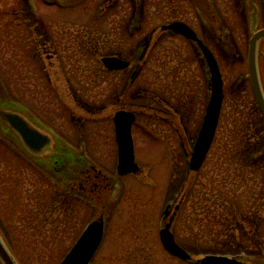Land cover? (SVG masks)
<instances>
[{
    "label": "rangeland",
    "instance_id": "obj_1",
    "mask_svg": "<svg viewBox=\"0 0 264 264\" xmlns=\"http://www.w3.org/2000/svg\"><path fill=\"white\" fill-rule=\"evenodd\" d=\"M217 2L211 15L204 10L201 14L212 23L203 35L215 49L224 100L211 149L201 168L192 173L188 160L204 115L209 95L205 82L210 75L198 71L188 39L166 32L172 35L168 44L176 46L181 51L178 58L186 61L175 81L176 92L184 93V102L175 108L185 116L171 122L147 115L146 73L137 80L144 90H138L136 98L124 71L105 72L87 47L92 44L100 54L122 51L129 56L136 37L175 20L200 34L196 0H0V37L5 36L1 30L8 28L17 29L14 34L24 44L28 38L42 40L46 77L43 82L18 48L0 41V66L3 70L15 66L14 72L6 73L9 83L0 75V109L21 113L50 137L42 154L33 155L22 150L17 135L0 120V230L12 248L20 247L22 263L57 264L104 202L105 234L90 264H199L194 261L209 254L264 264V197L259 193L264 177V119L246 62L249 38L253 29L264 25V13L251 27L245 0L239 1V8L232 0ZM57 39L61 43L55 53ZM258 64L264 91V44ZM116 90L120 100L115 99ZM120 108L136 112L132 137L140 165L137 173L124 176L116 171L112 121ZM239 110L249 121L244 149L255 155L244 176L233 169L236 164L231 171L224 170L218 153ZM91 166L111 179L102 187L103 194L95 197L85 180L86 175L92 177L87 174ZM51 199L57 202L52 210L43 206ZM175 204L179 209L171 230L192 255L191 261L171 256L160 242L163 211ZM46 209L52 214L44 215ZM225 219L229 223L222 225ZM234 224L237 228H226ZM223 229L226 236L217 235Z\"/></svg>",
    "mask_w": 264,
    "mask_h": 264
},
{
    "label": "water",
    "instance_id": "obj_2",
    "mask_svg": "<svg viewBox=\"0 0 264 264\" xmlns=\"http://www.w3.org/2000/svg\"><path fill=\"white\" fill-rule=\"evenodd\" d=\"M254 14L255 12H253V16H255ZM162 29L171 30L189 39L197 41L207 61L211 74L210 99L206 107L201 127L195 139L188 164L190 170L197 171L201 168L208 154L219 123L220 112L224 99L222 74L213 54L196 37L195 32L187 24L175 21L163 26ZM263 37L264 28L255 31L249 39L247 50V70L253 96L264 118V92L257 69L258 41ZM101 61L103 65L110 70L123 69L129 65L127 61L115 56L103 57ZM0 116L20 136L21 140L30 151L38 153L49 145L50 137L31 125L23 115L9 110H0ZM134 120L135 115L127 110H118L113 116L115 140L117 144V172L119 175L136 173L139 170V165L135 161L134 144L131 133V127ZM172 220L173 216L169 218V221L160 230L159 235L161 242L169 253L181 259L188 260L191 258V255L175 241L174 235L170 231ZM103 235L104 222L103 218L100 217L99 219L88 223L58 264H89L101 244ZM0 262L2 264H19L1 234ZM198 263L241 264L242 262L235 257L209 254L200 258Z\"/></svg>",
    "mask_w": 264,
    "mask_h": 264
},
{
    "label": "flooded vegetation",
    "instance_id": "obj_3",
    "mask_svg": "<svg viewBox=\"0 0 264 264\" xmlns=\"http://www.w3.org/2000/svg\"><path fill=\"white\" fill-rule=\"evenodd\" d=\"M239 1L240 0H232L235 8L236 6L239 8L240 5ZM252 1L255 3L257 7V15H258L257 17L258 20H260V14L264 13V0H258V1L252 0ZM217 4H218L217 0H196L194 6L197 11V19L199 22L198 31L200 32V34L198 33V36L205 43H206V35L203 34H206L207 31L210 30L212 23L210 22V17H208L209 19H207V17L204 18V16L201 14V11L204 10L211 15V11L217 8ZM243 6H245L247 10L250 11L252 10L251 7L249 6V0H245ZM263 26L264 25H261V27ZM166 32L169 31H164L163 29H161V26H153L148 32V34L141 36L139 39L138 37H136V40L134 41L135 43L133 47L134 49H131L132 52H130L131 54H129V56H125L126 53L121 51L115 53L108 52L109 54H100L99 58H102L103 56H119L121 58L129 60L128 67L115 71H124V73L126 74L125 81L127 79L130 81L131 84L129 86L130 88L133 87L131 88V94L136 98L138 97L139 94L138 90H144V88L140 84H138L137 80L140 75L146 73L148 78H147L146 88L144 91H146V95H145L146 105H149L147 106L148 107L147 115L151 118L163 120L164 122H171L174 120V118H183L185 116L184 114L180 115L179 114L180 110L178 109L176 110L175 108V106L179 104V102L181 101L184 102V93L182 91L180 93L176 92L177 87L175 85V81L177 80L179 76V72L181 71L182 63L184 64L186 63V61L184 59L178 58L179 55L181 56V51L176 46H170L168 44L169 41L167 40L169 38H172V35L169 36L166 34ZM188 42L190 47H192L191 57L196 62V67L198 68V71L209 74V67L206 59L203 56L199 44L196 41L190 39L188 40ZM206 45L207 47H209L211 52H213V54L216 56L215 49L212 48V44L208 45L206 43ZM101 65L104 68L105 72L114 71V70L106 69L102 63ZM258 67L260 69L259 64ZM125 71L128 73H126ZM160 77L162 79H160ZM206 80L207 82H205V84L210 92V78L208 77L206 78ZM195 97L196 99H198V104L200 108L201 96L199 90L197 91V95ZM116 98L117 100H120V92H117V90L115 93V99ZM152 105L154 107L158 106V108L160 109L158 108L156 109ZM162 111H164L163 114L159 115V113H162ZM4 126H6L9 129V126L5 122H4ZM20 146L23 151L28 152V148L24 146L23 143H21ZM12 151L14 150L12 149ZM88 170L90 172H87V174L92 173V177L91 175H88V177L86 175L85 180L87 183L91 184V187L89 188L91 195L95 197L103 194L102 187L105 186L106 184L107 185L111 184V179L109 177L104 176L101 170H96L93 166H91L90 169ZM45 179L49 180L48 178ZM78 188L81 190L83 189V186L79 185ZM86 191H88V187L84 186L83 192ZM99 203H101L100 200ZM103 205L104 202L101 203L100 209L98 205L96 206L97 210L98 209L100 210V213L92 220L98 219L99 217L102 216L105 222L104 213H103L105 206ZM170 207H171L170 205L167 206V210L163 218L164 223L166 222V219H169L173 211L176 209V204L172 209ZM105 229H106V223H105Z\"/></svg>",
    "mask_w": 264,
    "mask_h": 264
},
{
    "label": "trees",
    "instance_id": "obj_4",
    "mask_svg": "<svg viewBox=\"0 0 264 264\" xmlns=\"http://www.w3.org/2000/svg\"><path fill=\"white\" fill-rule=\"evenodd\" d=\"M14 31H17V29H15V30L8 29V28L2 29L1 32L4 33L5 36H1L0 41H4L7 44V46H10V45L13 46L14 45L15 48H18L19 51L21 52V54L23 55L25 63L33 66L35 68V70H37L36 73H38L39 77L44 82L46 80V77H45V74L43 73L44 69L41 66L42 59H41V52H40V46H39V44L42 40H40V42H38V40H36V39L28 38V40H29L28 44H24L23 40H20L22 37L16 36L14 34ZM48 39L50 41H52V35H49ZM58 42L60 45V43H61L60 40L59 41H58V39L54 40L55 53L57 52V48L59 47ZM59 50L60 49H58V51ZM87 50L90 53V57H94L95 59H98V61H99L100 53L96 51V48L94 46H92V44L89 47H87ZM69 59L70 58L68 57V60ZM18 61H20V60L17 59V62ZM11 66L12 65H10V67ZM9 69H11V68H8V70ZM8 70H3L2 66H0V75L2 77H5V80L8 81V83H9V77L7 76L8 74H6L8 72ZM14 70H15V66L13 65L11 72H14ZM17 77H18V75H17ZM19 78H21L20 75H19ZM72 80L74 83L77 82L76 80H74V78ZM84 89H87V88L85 87ZM34 109L39 110L36 107H34ZM241 112H242V110L241 111L239 110L238 112H236L239 115L234 116V120H233L234 123L233 124L235 125V127H233V129L230 130V132H231L230 135H228L227 140L225 139V141L223 142V145L219 148L218 153L221 154L220 158H221V162L223 163L222 166H225V168H223L224 170L231 171L232 166L236 164L237 166H235L233 169L235 171H239V174L244 176V172L247 173L246 169L248 168L249 163L251 162V160L254 158L255 155L253 156V152L247 153L244 149V141H245L246 136H247V129H248L249 121L242 116ZM234 114L235 113H233V115ZM41 178L42 177H39V179H41ZM243 180L247 181L249 179L243 178ZM261 183H262V185L260 186L259 193H260L261 197H264V177L261 180ZM43 184H46L45 181H43ZM185 187H186V185H185ZM61 195H63V193ZM14 196L15 195H13L12 197H14ZM67 200H68V197L65 198V201H67ZM240 200L242 201L243 198H240ZM240 200H238L236 203L238 204L240 202ZM230 205H235V203H231ZM43 206L46 208L50 207L52 210V209L56 208L57 202L54 199L51 202L44 204ZM51 210L46 209L44 215L48 216V215L52 214ZM220 216H224V215H220ZM215 217H216L215 215L209 216V218H211V219L215 218ZM233 219L236 220L235 216H233ZM194 221H196V219H194ZM217 221H220V219H218ZM241 221L243 222V220H241ZM242 222H240L239 225ZM228 223H229L228 219H225V221L222 222V225H227ZM226 228H228V229L230 228V230H231V229H234L237 227L234 224V225L228 226ZM226 231H227L226 229L220 230L217 232V235L226 236V234H227ZM12 250H13V253H14L15 257L17 258L18 262L20 264H24V263H22V261H23L22 256H18V251H20V247L19 246L15 247V249L12 248Z\"/></svg>",
    "mask_w": 264,
    "mask_h": 264
}]
</instances>
